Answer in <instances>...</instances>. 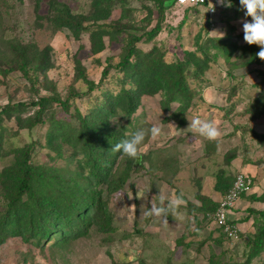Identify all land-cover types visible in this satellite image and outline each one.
Returning <instances> with one entry per match:
<instances>
[{
  "label": "rangeland",
  "instance_id": "rangeland-1",
  "mask_svg": "<svg viewBox=\"0 0 264 264\" xmlns=\"http://www.w3.org/2000/svg\"><path fill=\"white\" fill-rule=\"evenodd\" d=\"M157 1L0 0V105H11L0 120V172L16 166L29 146L27 160L43 174L38 188L53 189L56 176L86 177L80 187L89 195L100 192L112 216L111 231H97L92 224L86 233L63 240L54 235L26 240L8 233L0 243V264H264V241L250 256L262 220L253 214L251 227L238 226L237 239L230 241L211 223L207 201L212 187L222 196L237 172L250 174L258 195L264 194V113L256 115L255 110L264 102V61L256 55L260 47L243 39V22L251 17H239L244 11L233 5L212 26L202 13L205 6L185 9L173 4L165 10L159 33L136 43L141 55L150 53L165 64L186 63L183 74L193 93L188 103L180 97L164 107L160 78L139 93L128 116L119 96L123 87L135 89L130 72L113 68L90 92L78 76L84 70L97 83L104 66L120 60L129 35L156 24ZM64 6L80 27L76 22L72 27L56 24ZM199 13L203 22L188 18ZM209 28L215 30L212 35ZM70 92L82 96H71L65 106L51 100L40 121L33 123L38 107L31 102L41 97L64 100ZM186 114L215 122L220 137L212 141L192 133ZM80 116L89 125H83ZM153 124L162 132L157 140L146 136L140 163L112 151L115 144ZM111 132L116 138L110 141L104 134ZM93 154L107 170L100 183L90 175ZM11 178L6 174L3 179L11 184ZM67 181L77 190L72 180L60 185L67 186ZM4 185L0 177V206L8 193ZM158 185L168 193L184 194L179 219L142 215L151 201L161 206ZM138 186L145 198L137 195Z\"/></svg>",
  "mask_w": 264,
  "mask_h": 264
},
{
  "label": "trees",
  "instance_id": "trees-1",
  "mask_svg": "<svg viewBox=\"0 0 264 264\" xmlns=\"http://www.w3.org/2000/svg\"><path fill=\"white\" fill-rule=\"evenodd\" d=\"M52 1L55 0H50V2ZM166 1H168L167 4ZM235 2L240 1L234 0L231 4ZM157 3L156 24L151 29L143 31L140 35L130 34L127 39L125 52L120 60L116 64L108 62L104 66L97 83L89 79L84 70L80 69L78 71V76L87 84V92L98 87L113 68L119 69L123 72H130L128 76L131 78V82L134 83L135 89L123 87L119 96V98H122L124 103H126L125 113L128 116L132 115L135 111L139 93L149 91V85L152 83H160V78L164 83L162 88L165 91V100L163 102L164 107L168 108L171 102L180 99V97H183L187 103L190 102L193 97V93L186 84L185 76L183 74V66L186 63L177 60L173 63L165 64L161 62V58L149 56L150 53L141 55L136 47V43L142 38L146 41H150L159 33L164 21L165 9L175 3V0H158ZM61 6L63 7V5ZM64 8H66L63 14L64 16L61 17L59 15L58 17L60 18L57 16L55 17L54 21H56V24L60 27H72L73 23L76 22L77 26L80 27L82 25L81 22L75 21V16L67 10L66 6H64ZM29 49L30 48L25 49L26 55H28ZM24 57L28 58L27 56ZM25 62L26 60L22 57L21 68L23 71H26ZM187 63H189V61ZM166 70H170V73L165 77L164 72ZM151 79L154 80L151 81ZM142 86H145L146 88H143ZM155 87L160 88L161 85ZM71 96L79 97L82 96V93L70 92L69 96L64 100L54 97H41L36 101L31 102L32 105L38 107L35 112L33 123L40 121V115L46 109L45 104L51 100H56L65 106L68 104ZM10 108V104H7L6 106L0 105V120L2 119L1 116L7 114ZM255 110L256 115L264 113V102L259 104ZM80 118L83 125H89L86 118L83 116H80ZM104 135L109 137L110 141L111 138H116L113 132L105 133ZM87 138L90 142L91 139L89 137ZM260 141L264 144V138ZM91 144L94 146L95 141ZM30 152L31 148L28 146L23 150L22 154L19 155L20 160L17 162L16 166L13 168H5L0 172L2 183L5 184L4 186L7 187L8 192L5 195L4 204L0 206V243L8 233L21 234L26 240L36 238L40 241L42 238H50L51 235H54L59 240H63L70 236L75 237L81 233H86L92 224L96 227L97 231H111L112 216L106 209V205L102 200L100 192L95 191L92 195H89L79 185L82 181H85L86 177L80 179L77 177H74L73 179H65L56 176L54 180L57 184L55 186L53 185V189H51L52 185L48 190L38 188V184L43 174L36 170L31 162H28L27 158L29 157ZM102 162L103 161L94 154L93 157L89 158L91 170L90 175L96 179V183L103 181L104 175L107 171L106 167L103 166L104 162ZM140 162L141 160L139 163ZM135 165H138V163H135ZM6 174L12 175L10 180L12 182L11 184L3 179ZM65 180H72L76 184L77 190L68 186V181L65 182L67 183V186L60 185V183ZM228 181H230V178H228ZM226 189L224 193L228 190ZM52 190H54V192ZM251 199L264 202V194L260 196L254 195ZM207 201L209 204V211H211V220V214L215 211L218 203L217 201L212 200ZM250 214H255L257 221L262 220L258 232H256L252 238L253 244L250 256H254L257 254L264 241V210L258 211L251 209ZM216 229H218L223 234V237H225L224 233L219 228Z\"/></svg>",
  "mask_w": 264,
  "mask_h": 264
},
{
  "label": "clouds",
  "instance_id": "clouds-1",
  "mask_svg": "<svg viewBox=\"0 0 264 264\" xmlns=\"http://www.w3.org/2000/svg\"><path fill=\"white\" fill-rule=\"evenodd\" d=\"M191 2L194 4L197 0H191ZM219 2L222 5L231 7L230 0H227V3L226 0H219ZM240 5L241 10L244 11V16L251 17L250 21L245 19L243 22V39L249 45H258L260 47V51L257 52L256 55L264 61V0H240ZM214 7L215 6L212 7L213 10ZM172 109L175 111L174 108ZM187 118L190 122L188 129L192 133L212 141L220 137L221 133L215 122L199 117H191L189 115H187ZM113 122L118 123L117 121ZM161 132V127L153 124L147 131L143 129L138 130L131 137L115 144L112 147V151L121 153V158L128 157L139 162L146 154L143 147L146 136H150L152 140H157ZM138 188L139 192L137 195L141 198H145V196L141 195L142 189L139 186ZM158 188V198L161 206H157L156 203L151 201V206L148 211L145 212L142 208V215L145 217L164 216L166 218L171 214L174 219H179L177 210L186 203L184 194L168 193L159 185ZM165 222H167L166 219Z\"/></svg>",
  "mask_w": 264,
  "mask_h": 264
},
{
  "label": "built area",
  "instance_id": "built-area-1",
  "mask_svg": "<svg viewBox=\"0 0 264 264\" xmlns=\"http://www.w3.org/2000/svg\"><path fill=\"white\" fill-rule=\"evenodd\" d=\"M234 0H230L232 2ZM236 1V0H235ZM240 1V0H239ZM227 3V0H226ZM175 4L179 6H205L207 14L211 16V22H213V16L219 6L222 4L219 0H197L196 3H192L191 0H175ZM214 7V10L212 7ZM252 180L245 172H237L233 178L231 186L228 190L217 200V207L211 214V223L214 227L219 228L225 235V238L234 241L238 237L239 228L236 223H233L229 217L231 209L234 207L235 202L240 196L251 188Z\"/></svg>",
  "mask_w": 264,
  "mask_h": 264
},
{
  "label": "crops",
  "instance_id": "crops-1",
  "mask_svg": "<svg viewBox=\"0 0 264 264\" xmlns=\"http://www.w3.org/2000/svg\"><path fill=\"white\" fill-rule=\"evenodd\" d=\"M168 1H166V4H167ZM175 4V3H173ZM172 4V5H173ZM171 5V6H172ZM176 5V4H175ZM235 7V9L239 12H241V5H240V2H235V3H232L231 6ZM169 6V7H171ZM176 6H179V5H176ZM168 7V8H169ZM180 7V6H179ZM184 7V6H183ZM166 8V9H168ZM165 9V10H166ZM185 9H187V7H185ZM229 9L228 6L226 5H222V6H219L217 8V11L216 13L214 14L213 16V22L210 21L211 25L215 26L216 25V21H217V18L218 16L220 15V13L224 12L225 10ZM202 13L203 14H207V10L206 8H202ZM244 15V12L240 13L239 17ZM202 15L199 13V14H196L195 17H193L192 15L189 14L188 18H191V21L195 20V22L198 20V21H201L202 19V22L205 20V19H209L211 20V16L207 14V16L205 17V19H203V17H201ZM217 16V17H216ZM189 20V19H188ZM205 23V22H204ZM218 24V23H217ZM204 25H209L208 22L206 21V24ZM209 35L211 33L212 35V32H214L215 30L214 29H210L209 28ZM207 33V31H206ZM207 33V34H208ZM215 35V34H214ZM226 171V170H225ZM244 171V170H243ZM246 173V172H245ZM248 174V173H246ZM249 176L251 177L252 179V176L249 174ZM212 180L216 181V177ZM214 184V182H213ZM257 190H258V186H255V184L253 183V179H252V186L251 188L248 190V192L242 194L240 196V198L235 202V205L234 207L231 209L230 213H229V217L231 219L232 222L236 223L240 228H242L243 230H247L249 227H251V219H252V215L250 214V210L251 209H254V210H258V211H262L264 210V202L262 201H257V200H252L251 197L256 195V196H259L258 193H257ZM212 191V192H211ZM209 191V197L210 199L212 200H218L221 196V194H219L217 191H215V189L212 187V190Z\"/></svg>",
  "mask_w": 264,
  "mask_h": 264
}]
</instances>
